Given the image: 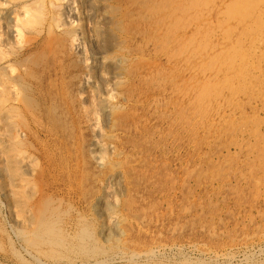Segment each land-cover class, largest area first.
<instances>
[{"label":"rangeland","instance_id":"rangeland-1","mask_svg":"<svg viewBox=\"0 0 264 264\" xmlns=\"http://www.w3.org/2000/svg\"><path fill=\"white\" fill-rule=\"evenodd\" d=\"M30 1L0 0V264H264V0H36L16 39Z\"/></svg>","mask_w":264,"mask_h":264},{"label":"bare ground","instance_id":"bare-ground-1","mask_svg":"<svg viewBox=\"0 0 264 264\" xmlns=\"http://www.w3.org/2000/svg\"><path fill=\"white\" fill-rule=\"evenodd\" d=\"M6 1H9V0H6ZM12 1H14V0H12ZM22 1V0H21ZM28 2V1H27ZM31 2V1H30ZM48 2H49V5H50V8H52V9H55L56 10V6H58V5H63V4H67L68 5V7H69V13L68 14H71V12H72V8L70 7L71 6V4L72 3H74V0H48ZM47 2V3H48ZM1 3V2H0ZM10 3H11V0H10ZM26 3V2H25ZM12 4V3H11ZM27 4V3H26ZM1 5H3V4H0V6ZM7 5H8V3H7ZM24 5V6H23ZM23 5H21V6H19V7H21V11H20V9H19V11L18 12H20V14L19 15H16L15 17H16V20H15V23H13V25H11L12 26V32H13V36L16 38V39H18V38H20V37H22L21 35H23V32H22V30H21V24L22 23H24L23 21H25V19L27 18V19H29V18H32L31 16H36V14H34V13H37L38 11H36V10H39L38 8H40L39 7V3H38V1H36L35 0V2L33 1V2H31L30 4L28 3L27 5H25V4H23ZM64 6V5H63ZM87 6H89V5H87ZM91 6V5H90ZM89 6V7H90ZM43 7V6H42ZM41 7V8H42ZM59 8V7H58ZM208 8V7H207ZM221 9H224V8H221ZM16 10V9H15ZM55 10H52V12L54 11L55 12ZM204 10V9H203ZM40 11H41V9L39 10V12H38V14L40 13ZM50 11H51V9H50ZM215 11V10H214ZM170 12V11H169ZM185 12V11H184ZM72 13H74V12H72ZM172 13H173V11H172ZM18 14V13H17ZM34 14V15H33ZM155 14V13H154ZM186 14V13H185ZM205 14H206V12H205ZM213 14V13H212ZM55 15H57V14H55ZM165 15H167V14H165ZM164 15V16H165ZM39 16V15H38ZM48 16V15H47ZM50 16H52L51 14H50ZM54 16V15H53ZM172 16V14H170V16H169V18ZM56 17V16H55ZM168 17V16H167ZM172 17H174V16H172ZM175 17H176V15H175ZM183 17V16H182ZM40 18V17H39ZM42 18V17H41ZM48 18V17H47ZM49 18H51V17H49ZM87 18V17H86ZM164 18V17H163ZM169 18H166V19H169ZM236 18V17H235ZM26 19V20H27ZM33 19V18H32ZM36 19V18H35ZM183 18H180L179 19V21L181 20V21H183L182 20ZM164 20V19H163ZM177 20V19H176ZM29 21V20H28ZM33 21V20H32ZM68 21V20H67ZM66 21V22H67ZM174 21V20H173ZM180 21V22H181ZM53 22L54 23H56V20H54V18H53ZM184 22V21H183ZM33 23V22H32ZM34 23H35V20H34ZM68 23V22H67ZM70 23V25H71V23L72 22H69ZM165 23V22H164ZM172 23V22H171ZM228 23V22H227ZM12 24V23H11ZM27 24H28V22H27ZM37 24V23H36ZM231 24V23H230ZM244 24V23H243ZM55 26H56V24H54ZM73 25V24H72ZM165 25V24H164ZM225 25H228V24H225ZM54 26V27H55ZM167 26V25H166ZM172 26V24L169 26V28ZM56 27H58V26H56ZM55 27V28H56ZM226 27V26H225ZM243 27V26H242ZM11 28V27H10ZM59 28V27H58ZM73 29V28H72ZM165 29H167V27L165 28ZM220 29H222V28H220ZM166 31V30H165ZM164 31V32H165ZM168 32V31H167ZM218 32V31H217ZM73 33V32H72ZM166 33V32H165ZM220 33V32H219ZM224 34V33H223ZM236 34V33H235ZM76 35V34H75ZM219 35H221V34H219ZM223 36V35H222ZM264 36V35H263ZM262 36V37H263ZM212 37V36H211ZM217 37V36H216ZM73 38V37H72ZM72 38H71V40H72ZM75 38V37H74ZM76 39V38H75ZM221 39V38H220ZM206 40H207V38H206ZM78 41V40H77ZM201 41V40H200ZM75 42V41H74ZM73 42V43H74ZM260 42V41H259ZM263 42V41H262ZM76 43V42H75ZM204 42L202 41V44H203ZM218 44V43H217ZM256 44V43H255ZM209 46V45H208ZM245 46V45H244ZM76 47H78V46H76ZM216 47V46H215ZM200 48H201V46H200ZM217 48V47H216ZM196 49V48H195ZM194 49V50H195ZM209 49V48H208ZM221 49H223V48H221ZM190 50H192V49H190ZM218 51V50H217ZM216 51V52H217ZM185 52H187V51H185ZM193 52H195V51H193ZM202 52V51H201ZM214 52H215V50H214ZM214 52H212V53H214ZM190 53H192V52H190ZM208 53V52H207ZM186 54V53H185ZM199 54H200V52H199ZM181 55V54H180ZM204 55V54H203ZM261 55V54H260ZM188 56H189V54H188ZM187 56V57H188ZM197 57H199L198 55H197ZM192 58V57H191ZM204 57L202 56V59H203ZM221 58V57H220ZM180 59V58H179ZM197 59H199V58H197ZM201 59V60H202ZM208 59V58H207ZM219 60V59H218ZM178 61V60H177ZM183 61H184V59H183ZM190 61V60H189ZM199 61V60H198ZM182 62V61H181ZM191 62V61H190ZM194 62V61H193ZM197 62V61H196ZM229 62V61H228ZM252 62V61H251ZM250 62V63H251ZM186 63V62H185ZM201 63V62H200ZM216 63V62H215ZM227 63V62H226ZM225 63V64H226ZM254 63V62H253ZM261 63V62H260ZM172 64V63H171ZM194 64H196V63H194ZM208 64V63H207ZM228 64V63H227ZM172 65H174V64H172ZM182 65V64H181ZM197 65V64H196ZM253 65V64H252ZM189 66V65H188ZM194 66V65H193ZM203 66V65H202ZM219 66V65H218ZM221 66V65H220ZM219 66V67H220ZM234 66V65H233ZM236 66V65H235ZM183 67V66H182ZM201 67V66H200ZM218 67V68H219ZM188 68V67H187ZM201 68H203V67H201ZM221 68V67H220ZM230 68V67H229ZM236 68V67H235ZM251 68V67H250ZM175 69V68H174ZM183 69V68H182ZM194 69V68H193ZM224 69V68H223ZM199 70V69H198ZM230 70V69H229ZM241 70H242V68H241ZM184 71H186V70H184ZM196 71H197V69H196ZM201 71V70H200ZM199 71V72H200ZM180 72H181V70H180ZM256 72V71H255ZM233 73V72H232ZM237 73V72H236ZM258 73V72H257ZM245 75V74H244ZM248 75V74H247ZM198 76V75H197ZM204 76V75H203ZM239 77V76H238ZM204 78V77H203ZM203 80V79H202ZM201 80V81H202ZM206 81H207V79H206ZM211 81V80H210ZM220 81V80H219ZM87 82V81H86ZM208 82V81H207ZM229 82V81H228ZM222 83H224V82H222ZM86 84V83H85ZM229 88V87H228ZM24 90H25V88H24ZM15 93H17V92H15ZM228 94V93H227ZM229 95V94H228ZM255 95V94H254ZM198 99V98H197ZM197 99H196V101H197ZM211 99V98H210ZM27 99H25V101H26ZM206 101V100H205ZM257 101V100H256ZM27 102V101H26ZM25 102V103H26ZM29 103V102H28ZM197 103V102H196ZM206 103V102H205ZM204 103V104H205ZM199 104V103H198ZM259 104V103H258ZM189 105H192V104H190L189 103ZM252 105V104H251ZM208 106V105H207ZM242 106V105H241ZM246 106H247V104H246ZM189 107V106H188ZM192 107V106H191ZM202 107V106H201ZM200 107V108H201ZM243 107L244 106H242V111L244 110L243 109ZM250 107V106H249ZM256 108V107H255ZM196 109V108H195ZM195 109L193 110V111H195ZM238 109V108H237ZM250 110H251V108H250ZM189 111H191V110H189ZM245 111V110H244ZM192 112V111H191ZM197 112V111H196ZM245 112H247V111H245ZM258 112V111H257ZM239 113H241V112H239ZM152 114V113H151ZM180 114V113H179ZM190 114V113H189ZM189 114H187L188 116H190ZM196 114H198V113H196ZM214 114V113H213ZM194 115H195V112H194ZM215 115V114H214ZM193 116V115H192ZM196 116V115H195ZM197 116H199V115H197ZM201 117H202V115H201ZM235 117H237V116H235ZM192 118H194V117H192ZM234 118V117H233ZM186 119V118H185ZM198 120H201L202 121V119H199V118H197ZM214 119V118H213ZM237 119V118H236ZM240 119H241V117H240ZM243 119V118H242ZM254 119V118H253ZM184 120V119H183ZM191 120V119H190ZM256 120V119H255ZM254 120V121H255ZM188 121V120H187ZM193 121V120H192ZM236 121V120H235ZM243 121V120H242ZM184 122V121H183ZM239 122V121H238ZM245 122V121H244ZM255 123V122H254ZM237 124V123H236ZM260 124V123H259ZM186 126H187V123L185 124ZM193 125V124H192ZM256 125V124H255ZM251 126V125H250ZM260 126V125H259ZM182 127V126H181ZM245 127V126H244ZM262 127V126H261ZM245 128H247V127H245ZM252 128V127H251ZM250 128V129H251ZM191 129V128H190ZM245 131H247V130H245ZM258 131H259V129H258ZM245 133V132H244ZM180 134V133H179ZM252 134V133H251ZM251 137V136H250ZM249 138V137H248ZM255 139V138H254ZM96 141V140H95ZM98 142V141H97ZM95 144V143H94ZM98 144H100V143H98ZM98 144H96V145H98ZM251 144V143H250ZM192 145V144H191ZM95 147V146H94ZM94 147H93V149H94ZM98 147H99V145H98ZM100 148H101V146H100ZM110 148V147H109ZM190 148H192V147H190ZM92 148H91V150H93ZM193 149H194V147H193ZM99 150V149H98ZM184 150V149H183ZM202 151V150H201ZM207 151V150H206ZM205 151V152H206ZM95 152H97V151H95L94 150V153ZM119 154V153H118ZM174 154V153H173ZM206 154V153H205ZM221 154V153H220ZM95 155V154H94ZM117 155V154H116ZM204 155V154H203ZM93 156V155H92ZM94 157V156H93ZM102 158H103V156H102V154H100V150L98 151V154L96 155V160H97V162H98V164L100 163L101 164V161H102ZM218 158V157H217ZM220 159V158H219ZM12 160V159H11ZM10 160V161H11ZM225 161V160H224ZM103 163V162H102ZM4 164V163H3ZM264 164V163H263ZM4 166V165H3ZM101 166V165H100ZM247 167V166H246ZM4 168V167H3ZM248 168V167H247ZM249 168H251V167H249ZM260 168V167H259ZM250 170V169H249ZM252 170V169H251ZM260 170V169H259ZM252 171H254V170H252ZM252 171H250L249 173H251ZM256 171V170H255ZM11 172V171H10ZM9 172V173H10ZM246 172V171H245ZM7 173V172H6ZM5 173V174H6ZM13 173H14V170H13V172L11 173L12 175H13ZM247 173H248V171H247ZM261 173V172H260ZM241 174H243V173H241ZM252 176V175H251ZM254 176V175H253ZM253 176H252V178H253ZM111 177V176H110ZM242 177H245V175H243ZM13 179V178H12ZM238 181V180H237ZM236 181V182H237ZM240 181V180H239ZM247 181V180H246ZM241 182V181H240ZM251 182V181H250ZM225 183V182H224ZM244 183V182H243ZM245 184V183H244ZM236 185V184H235ZM238 185V184H237ZM264 186V185H263ZM236 187V186H235ZM244 187V186H243ZM263 188V187H262ZM235 189V188H234ZM11 194V193H10ZM9 194V195H10ZM11 195H13V194H11ZM12 197H14V196H12ZM264 199V198H263ZM14 203V202H13ZM238 203V202H237ZM260 203V202H259ZM258 203V204H259ZM264 203V202H263ZM257 204V205H258ZM232 205V204H231ZM228 207H229V205H227ZM99 207V206H98ZM227 207V208H228ZM261 208V207H260ZM259 208V209H260ZM232 209V208H231ZM100 211V210H99ZM224 211V210H223ZM231 211V210H230ZM233 211V210H232ZM95 213V212H94ZM243 213H245V212H243ZM247 213V212H246ZM241 215V214H240ZM249 215V214H248ZM238 216V215H237ZM244 216V215H243ZM247 217H249V216H247ZM41 218H43L42 216H41ZM39 220V219H38ZM43 220V219H42ZM237 220V219H236ZM50 221V220H49ZM49 221H48V223H49ZM122 222H124V220L122 221ZM235 222V221H234ZM54 225H55V223H54ZM237 225V224H236ZM41 226V225H40ZM234 226V225H233ZM239 226V225H238ZM246 227V226H245ZM42 228V227H41ZM43 228H46V227H43ZM51 228V227H50ZM46 229H49V228H46ZM247 229V228H246ZM50 230V229H49ZM54 230V229H53ZM85 230V229H84ZM235 230V229H234ZM242 230V229H241ZM1 231V230H0ZM232 231H233V229H232ZM236 231V230H235ZM41 232V231H40ZM53 232H55V231H53ZM82 232V231H81ZM88 232V231H87ZM230 232V231H229ZM4 233V232H3ZM46 232H44V234H45ZM57 233V232H56ZM85 234V232L83 233V235ZM212 234V233H211ZM214 234V233H213ZM42 235V234H41ZM49 235V234H48ZM37 236H40V234L39 235H37ZM44 236V235H43ZM52 236L53 235H51V238H52ZM58 236V235H57ZM79 237V236H78ZM214 237H216L215 235H214ZM40 238V237H39ZM49 238V237H48ZM35 239V238H34ZM46 239V238H45ZM80 240V239H79ZM42 241H45V240H42ZM84 241V240H83ZM1 242V241H0ZM41 242V241H40ZM60 242V241H59ZM58 242V243H59ZM82 242V241H81ZM41 243H43V242H41ZM51 243V242H50ZM50 243H48V244H50ZM54 244V243H53ZM54 246H56V245H54ZM60 246V245H59ZM83 246V245H82ZM50 247V246H49ZM84 248V247H83ZM79 249V248H78ZM84 250V249H83ZM54 251V250H53ZM85 251V250H84ZM2 252V251H1ZM12 252V251H11ZM15 254V253H14Z\"/></svg>","mask_w":264,"mask_h":264}]
</instances>
